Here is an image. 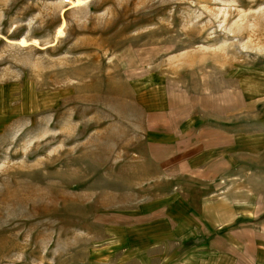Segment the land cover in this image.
I'll return each mask as SVG.
<instances>
[{"label":"rangeland","instance_id":"374dc122","mask_svg":"<svg viewBox=\"0 0 264 264\" xmlns=\"http://www.w3.org/2000/svg\"><path fill=\"white\" fill-rule=\"evenodd\" d=\"M71 1L0 0V264H160L115 237L166 189L148 120L246 105L264 122V0Z\"/></svg>","mask_w":264,"mask_h":264},{"label":"crops","instance_id":"0c3cea01","mask_svg":"<svg viewBox=\"0 0 264 264\" xmlns=\"http://www.w3.org/2000/svg\"><path fill=\"white\" fill-rule=\"evenodd\" d=\"M236 109L149 118L141 156L166 189L130 205L115 237L146 238L160 264H264V122Z\"/></svg>","mask_w":264,"mask_h":264},{"label":"bare ground","instance_id":"6f19581e","mask_svg":"<svg viewBox=\"0 0 264 264\" xmlns=\"http://www.w3.org/2000/svg\"><path fill=\"white\" fill-rule=\"evenodd\" d=\"M85 0H72L71 3H72V6H77V5H81L82 3H84ZM64 33V24H62L59 28H58V31H57V35L58 36H62ZM21 44L23 45H27L28 44V40H26L25 38L21 39L20 40ZM37 42V41H35Z\"/></svg>","mask_w":264,"mask_h":264}]
</instances>
